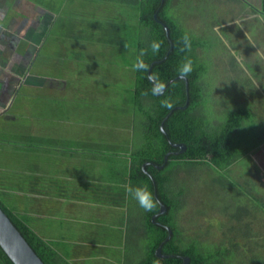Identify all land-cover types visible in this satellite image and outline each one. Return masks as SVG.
<instances>
[{"label": "rangeland", "instance_id": "374dc122", "mask_svg": "<svg viewBox=\"0 0 264 264\" xmlns=\"http://www.w3.org/2000/svg\"><path fill=\"white\" fill-rule=\"evenodd\" d=\"M28 1L46 9L59 0ZM174 3L171 2L168 14L175 16L189 35L203 39L206 43L205 50L209 51L203 57L207 67L203 78L207 81L203 85L207 87L201 106L208 119L215 127L223 124L232 111L229 109L239 108L238 102L244 94L248 98L244 103L245 107L253 108L259 104L264 111L261 93L264 92V87H258V84H264V60L257 57L252 61L241 62L229 60L224 54H212V49L222 48L220 42L225 46L222 38L228 42L229 46L225 50L230 54L233 48H238L230 44L231 36L224 28H215V23H222L218 18V11H213L214 8L218 10L216 2L182 0L178 4ZM59 13L60 17L45 34V43L38 53L37 65H42V74L53 76L56 82L49 84L62 86L64 83L68 87H61L63 90L55 94L41 90L36 92L28 87L18 90L8 116L0 120V129L3 128L0 130V182L4 180L14 187L20 185V192L15 198L24 199L30 187H34V181L26 179L29 175L26 164L30 161H43L49 165L43 173L48 174L49 179L54 177L53 180L64 186L61 193L66 199L53 203L55 211L45 218L32 220L30 224L35 232L37 230L34 227H38L43 233H48L49 228L53 229L55 249L75 255L88 238H102L104 231L116 229L128 214L139 218L132 202L128 206L123 196L119 198L121 204L115 206L113 203L117 201V194L122 191L119 181L120 153H127L142 142V130L139 116L134 118L130 126H123L120 122H113L109 114L125 106L133 85V74L128 64L124 63L123 57L126 56H123L121 47L106 45V33L108 27L119 26L123 17L126 19L124 14L128 13L129 17H133L134 13L120 4L91 1L88 4L87 0H69ZM116 15H121L120 20ZM191 23L193 27L188 30L184 24ZM238 29H244L251 41L249 48L253 51L257 48L258 40L264 41V23L261 21L256 26L250 19L245 21L244 27L237 24L230 26V32L234 35ZM90 31L94 34L93 39L89 38ZM249 51L248 49L247 52ZM258 54L262 53L258 50L255 55ZM58 58L60 63L55 67L54 63ZM237 100L238 102H233ZM262 120L264 116L255 113L236 131L235 140L240 136L247 138L249 133L255 134L257 129H261L259 124ZM112 125L118 127L121 133H117ZM24 135H32V143L26 141ZM41 141L42 146L39 145ZM246 144L248 148H254L241 162L243 165L234 169L239 175L231 174L228 178V182L234 186L233 190H225L218 185V178L215 175L208 176L210 169L200 167L199 163H193L184 170L180 197L176 199L180 205L179 211H182L178 218V229L189 236L194 231L203 229L205 220L211 217L215 228L223 233L221 240L229 243L226 246L239 248L236 263L233 260L230 264H249L250 256L246 252L250 249L263 254L257 257L264 264L263 245L259 249L258 243L250 246L249 242L252 235H264V228H260L261 225L264 226V216L260 215L262 209L258 202L252 201L247 195L249 188L252 190L257 185H260L259 192L264 193L263 177L251 175L252 171H259V167L264 168V154H261L264 137L250 139ZM242 145L245 146L244 142ZM38 152L44 154H37ZM55 153H81L84 161L78 164L81 168L74 162V169L66 170ZM174 164L176 163L172 162V166ZM111 174L114 176L112 182L109 179ZM237 176L243 185H237ZM106 181L111 184H105ZM124 181L127 182L126 177ZM51 184L54 182L51 181ZM177 185L174 182L170 185L176 196L179 190L175 188ZM6 189L0 186V203L7 209L15 210V203H10L15 191L13 188ZM257 196L264 198V194ZM27 206L29 204H25ZM107 206L111 207L110 218L106 215L109 212ZM144 211L143 209L142 212ZM205 232L208 233L209 229ZM205 232L201 237L210 242L211 236L205 237ZM221 236L222 234L219 237ZM104 240L106 244L113 242L115 247L121 244L116 242L115 235H107ZM101 247L105 254L107 251L104 244ZM104 256L108 258V255ZM98 258L99 255H87L81 262L100 264Z\"/></svg>", "mask_w": 264, "mask_h": 264}, {"label": "trees", "instance_id": "16d2710c", "mask_svg": "<svg viewBox=\"0 0 264 264\" xmlns=\"http://www.w3.org/2000/svg\"><path fill=\"white\" fill-rule=\"evenodd\" d=\"M68 1L62 0L61 5ZM90 1L92 3L120 4L134 13L133 17H129L128 13L124 14L126 19L123 17L122 23H118L119 26L108 27L109 30L106 33V45L121 47L123 56H126V58L123 57L124 63L128 64L130 72L133 74V85L128 92L129 99L126 100L125 106L112 114L108 113L113 122H120L123 126H130L137 116L141 118L142 142L127 153H120L122 156L120 176L126 177L127 182L133 187L147 184L158 204L152 211L142 212L143 209L138 203L126 194L125 184L127 182L120 178L122 191L117 194V199L123 196L126 200H130L139 218L128 214L116 229L104 231L102 238L100 236L88 238L75 255L55 249L53 229L49 228L48 233H43L38 227H34L37 230L35 232L30 224L32 220L27 214L7 209L0 203L1 210L44 264H82L83 257L87 255H99L100 264H182L181 256L188 257L187 264H230L233 260L236 263L235 259L239 255H237L239 248L227 247L226 245L229 243L220 241L223 238V233L215 228L211 217H208L205 223L210 224L219 233H212L209 228L204 227L187 236L178 229L180 220L178 218L182 211H179L180 205L176 199L180 197L184 170L193 163H199L200 167L213 170L226 181L231 174L239 175L238 171H234V169L243 165L241 162L251 154L252 148H254H248L246 141L255 137H264L263 126L261 125V129H257L255 134L249 133L247 138L240 136L237 137L238 140H235L236 131L240 130L246 120L252 118L254 114L252 110H232L226 121L217 127L204 113L205 109L201 106L207 87V85H203L207 81L203 80L207 72L203 60V57L208 54V50H205L206 43L203 39L189 35L178 19L167 12L171 2L178 4L182 0H87L88 4ZM173 13L177 15L176 11ZM116 17L120 20L121 15H116ZM164 26L167 28L168 35ZM186 28L191 30L190 27ZM83 32L85 34V30ZM185 34L191 40V49L182 51L181 38ZM88 35L93 39L94 34L91 31ZM153 41L160 43L159 51L156 53H153L149 47ZM142 49L146 50L144 61L148 67L147 69L134 70L133 64ZM197 50L199 52H196ZM185 57L192 59L193 71L183 79L179 75L178 68ZM58 62L60 63L59 58ZM161 84L163 85L162 90L160 89ZM154 88L157 90V94H153ZM161 91L162 93L159 94ZM167 104H171V107H168ZM112 126L117 133H121L118 127ZM23 138L32 143V135ZM168 140L173 144H184L186 151L170 154L164 167L158 169L156 166L162 165L165 154L180 151V148L173 147ZM243 142L245 146L242 145ZM39 145L42 146L43 141L39 142ZM70 154L76 153H67L66 155ZM172 162L176 164L172 166ZM144 164L146 165L143 170ZM258 174L261 172L257 169L255 172H251V175L256 178L261 176ZM208 176H211V173H208ZM35 177L37 181L34 180V187L29 189L31 191H36L46 184L42 176L35 175ZM112 177L111 174L109 176L111 182L114 179ZM32 178L34 179V177ZM53 178L51 180L54 182L52 185L55 188L52 192L58 188L57 185L61 186L55 180L53 181ZM110 181H106L105 184L110 185ZM173 182L178 184L175 186V188H179L177 196L172 193L170 187ZM65 185L67 186L66 182ZM237 185H243L238 176ZM0 186L4 189L13 188L15 191L14 196L10 198V203H15L13 208L17 209L20 203L34 204L33 199L15 198L20 192V185L9 186V183L3 180L0 182ZM257 187L252 190L249 188L250 191H247V195L254 196L255 194L252 192H256ZM257 202L264 214V198H258ZM161 205L168 211L166 214L158 215ZM106 210L108 211L107 208ZM50 211H52V207H50ZM107 213L111 214L110 211ZM153 217L155 218L152 220ZM208 229L209 232H205ZM203 232L206 233L205 237L211 236L210 242L201 237ZM170 233L171 237L169 238ZM220 233L221 237H219ZM129 234L134 235L133 242L129 245H116L117 248L113 242L106 244L104 240L107 235H115L116 242L120 243V237ZM249 242L250 246L258 243L259 249L261 245L264 249V235L261 233L250 236ZM163 243H165L163 245L165 257L159 258L155 255L154 250L160 248ZM238 243L241 244V241ZM102 244L107 251L105 254L101 251ZM138 247L144 256L134 253L136 251L134 248ZM246 253L250 256L248 257L249 264H262V259L257 256L263 254L255 253L254 249L247 250ZM104 255H108V258ZM0 264H13L1 248Z\"/></svg>", "mask_w": 264, "mask_h": 264}, {"label": "crops", "instance_id": "0c3cea01", "mask_svg": "<svg viewBox=\"0 0 264 264\" xmlns=\"http://www.w3.org/2000/svg\"><path fill=\"white\" fill-rule=\"evenodd\" d=\"M214 1L216 2L218 10L214 8L213 11L215 13H217L218 11V18L222 20L221 24H215V28H224L227 34L231 36V39L229 40L230 44L238 46V48H233L232 54H230L225 50V48L228 47L229 44L224 38H222L224 40L225 46L220 42L222 48L217 50L212 49V54L216 56L224 54L226 55L227 59L229 58V60L231 59L233 61L237 60L241 62L252 61L257 57H260L264 60V41L262 42L258 40L256 43L257 48L253 51L251 48H249V46L251 45V41H249L248 36L245 35L244 29L242 31L238 29V32L235 35L230 32V26L232 24H237L238 26L242 25L244 27L245 21L248 19H250L255 26L259 21L264 23V21L255 18V14L258 11L264 12L263 0ZM61 3L62 0H59L55 4H53L52 7L42 9L41 6L35 5L28 0H0V120H3L8 116L9 109L12 107L15 97L17 96L18 90L20 88L23 89L28 86V89L36 92H38V90H41L45 93H56L63 90V88L61 87H68L64 83L62 86H53L52 84L56 82L53 80V73L51 74L52 77L47 74H42V72H40V70L42 69V65H37L39 64V61H37L38 53L45 43V34L47 33V30L49 31V29L52 27V24L55 23V21L60 17L59 12L66 2H64L62 6ZM43 16H45V18H43ZM184 26L190 27L192 29L193 24H184ZM27 33H30L28 37ZM246 47L248 48L246 49ZM248 49L250 50L249 52H247ZM258 50L262 54L255 55ZM196 52H199V50H197ZM217 52H219V55L217 54ZM54 64L55 67H57L58 61H55ZM248 71L249 69H247V72ZM26 78L32 79V82L26 83ZM261 86L264 87V84H258L259 89ZM261 93L264 101V92L261 91ZM247 100L248 98L244 94L239 102L238 100L233 101L238 102L239 108L229 110H252L254 112L253 115H255L256 113V115L264 116V111L260 109V105L258 103L257 107H255V105L253 106V108L245 107L244 103ZM259 125H262L264 128V120H262V123H260ZM37 154L42 155L44 153ZM66 154L67 153H55L56 157L61 159L62 167L64 169H74V162H76L77 166L81 168V166L78 165L84 161V157L81 156V154ZM261 154H264V149L262 150ZM47 166L49 165H47L43 161H30L26 164V170L29 174L26 176V179L34 177V179L32 178V180L37 181V178L35 177L36 175L39 177L42 176V179H44V182H46L45 185L36 190L43 192L36 193V191L30 190L28 194H26L25 199H33V205L25 207V204L20 203L18 204L17 209L15 207V211L17 210L19 212L27 214V216L31 220H39L41 218H45L53 211H55L56 207L52 205L53 203H58L66 199V197L61 193L62 185H57L58 188L56 187L57 189L52 192L55 186L51 184L52 180L48 178V174L43 173L44 169ZM259 171L261 172V174L258 175H261L263 177L262 180H264V168L262 169L261 167H259ZM208 173H211V175H215L218 178L217 183H220L218 185L223 186L225 190L234 189V186H232L228 181H224L213 170L208 171ZM112 178H114V176ZM121 179L123 180L124 178L121 177ZM259 186L257 187V192L254 196H251V194H249L251 200L254 202H257V199L259 198V196H257L258 194H264H261L259 192ZM227 197L229 196L227 195ZM113 204L117 206L121 204V202L119 201V199H117V201ZM50 207H52V211H50ZM108 209L110 211L111 207L109 206ZM260 215L264 216L261 211ZM205 228H209L212 233L218 232L208 223H205ZM260 228L263 229L264 226L261 225ZM220 241L226 243V241H224L223 239ZM187 259L188 257H186V260Z\"/></svg>", "mask_w": 264, "mask_h": 264}, {"label": "water", "instance_id": "95a60500", "mask_svg": "<svg viewBox=\"0 0 264 264\" xmlns=\"http://www.w3.org/2000/svg\"><path fill=\"white\" fill-rule=\"evenodd\" d=\"M164 27L166 29V34L168 35L167 28L166 26ZM181 78L184 79V77ZM161 93L162 91L159 92V94ZM162 132L166 135V133L163 130ZM168 141L169 143H171L170 140ZM171 145L173 147L180 148V151L165 154L163 157L162 165L156 166L158 169L164 167L170 154L184 153L186 151V146L184 144L171 143ZM145 165L146 164L142 166L143 170ZM167 211H168L167 208L161 205L158 215L166 214ZM154 218L155 217H153L152 220ZM170 237H171V233L169 238ZM0 248L5 253V255H7L10 258L13 264H44L40 260L38 255H36L35 252L31 249V247L28 245V243L25 241V239L22 237L19 231L15 228V226L12 224V222L7 217V215L1 210V208H0ZM159 256L161 255L159 254ZM188 261L189 260L187 259V262Z\"/></svg>", "mask_w": 264, "mask_h": 264}, {"label": "clouds", "instance_id": "9594fccd", "mask_svg": "<svg viewBox=\"0 0 264 264\" xmlns=\"http://www.w3.org/2000/svg\"><path fill=\"white\" fill-rule=\"evenodd\" d=\"M255 18L264 21V12L258 11L255 14ZM182 51L191 49V40L187 34L182 36ZM149 47L153 53L159 51L160 43L153 41ZM146 50L142 49L138 54L135 63L133 64L134 70L147 69L148 65L144 61V56L146 55ZM193 71V61L190 57H185L178 68L179 75L182 77H187ZM163 85H160L162 90ZM153 94H157V90L153 89ZM171 107V104H167ZM125 191L132 199H134L138 205L145 211H152L158 204V201L154 199L153 193L148 188L147 184L133 187L131 184L125 187ZM128 206H130V200H127ZM168 210V209H167Z\"/></svg>", "mask_w": 264, "mask_h": 264}, {"label": "flooded vegetation", "instance_id": "af4514ba", "mask_svg": "<svg viewBox=\"0 0 264 264\" xmlns=\"http://www.w3.org/2000/svg\"><path fill=\"white\" fill-rule=\"evenodd\" d=\"M29 32V31H28ZM29 34L30 33H27V37L29 36ZM26 83L27 82H32V79H29V78H26ZM37 85V84H36ZM33 86V85H32ZM28 87V86H27ZM107 216L109 215V217H110V214H106ZM108 217V218H109ZM134 235H132V234H129V235H125V236H122V237H120V239H119V242L121 243V244H127V245H129V244H131L132 242H133V240H134V237H133ZM166 242H168V240H166ZM165 243H163L162 245H161V247L160 248H157V249H155L154 250V252H155V255H157V257H159V258H162V257H165V255L163 254V245H164ZM129 247V246H128ZM133 248V247H132ZM136 251L134 252V253H139V254H141V255H143V253H142V250L140 249V247H138V248H134ZM159 254L161 255V256H159ZM144 256V255H143ZM143 256H140L141 258H143ZM181 259H182V264H186L187 263V260H186V257H184V256H181L180 257ZM131 260V259H130ZM130 260H129V263H130ZM115 261V260H114Z\"/></svg>", "mask_w": 264, "mask_h": 264}]
</instances>
